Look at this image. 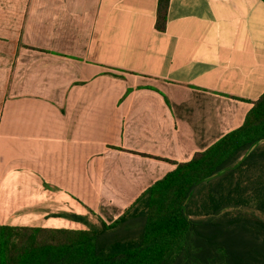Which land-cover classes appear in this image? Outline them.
Wrapping results in <instances>:
<instances>
[{
    "label": "crops",
    "instance_id": "obj_1",
    "mask_svg": "<svg viewBox=\"0 0 264 264\" xmlns=\"http://www.w3.org/2000/svg\"><path fill=\"white\" fill-rule=\"evenodd\" d=\"M0 0V222L111 224L264 94L263 0ZM8 204V206H7Z\"/></svg>",
    "mask_w": 264,
    "mask_h": 264
},
{
    "label": "trees",
    "instance_id": "obj_2",
    "mask_svg": "<svg viewBox=\"0 0 264 264\" xmlns=\"http://www.w3.org/2000/svg\"><path fill=\"white\" fill-rule=\"evenodd\" d=\"M169 1L158 3L160 30ZM60 217L87 229L0 222V264H264V94L239 128L177 163L111 224Z\"/></svg>",
    "mask_w": 264,
    "mask_h": 264
},
{
    "label": "water",
    "instance_id": "obj_3",
    "mask_svg": "<svg viewBox=\"0 0 264 264\" xmlns=\"http://www.w3.org/2000/svg\"><path fill=\"white\" fill-rule=\"evenodd\" d=\"M256 146H257L256 144L253 145V146L251 147V149H250V152L253 151V150L256 148Z\"/></svg>",
    "mask_w": 264,
    "mask_h": 264
},
{
    "label": "rangeland",
    "instance_id": "obj_4",
    "mask_svg": "<svg viewBox=\"0 0 264 264\" xmlns=\"http://www.w3.org/2000/svg\"><path fill=\"white\" fill-rule=\"evenodd\" d=\"M7 206H8V204H7ZM79 228H82V227H79L78 225L74 226V229H79Z\"/></svg>",
    "mask_w": 264,
    "mask_h": 264
}]
</instances>
